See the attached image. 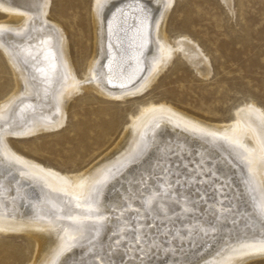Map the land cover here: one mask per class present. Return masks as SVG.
I'll return each mask as SVG.
<instances>
[{
  "label": "bare ground",
  "instance_id": "6f19581e",
  "mask_svg": "<svg viewBox=\"0 0 264 264\" xmlns=\"http://www.w3.org/2000/svg\"><path fill=\"white\" fill-rule=\"evenodd\" d=\"M219 1L233 20L232 0ZM172 2L91 0L90 44L77 64L51 0H0V233L26 237L27 264L264 258V109L250 99L219 123L145 104L80 172L31 160L7 142L59 129L84 92L122 100L144 91L179 60L210 76L209 52L171 36Z\"/></svg>",
  "mask_w": 264,
  "mask_h": 264
},
{
  "label": "rangeland",
  "instance_id": "374dc122",
  "mask_svg": "<svg viewBox=\"0 0 264 264\" xmlns=\"http://www.w3.org/2000/svg\"><path fill=\"white\" fill-rule=\"evenodd\" d=\"M90 2L51 0L49 7L51 19L65 34L71 61L77 64L90 44ZM231 9L233 20L219 0H173L167 13L166 26L174 39L188 38L211 55L207 78L179 60L159 72L144 91H127L122 100L84 92L69 101L59 129L9 135L7 142L31 160L80 172L104 154L145 104L165 103L213 123L231 119L242 100L264 109V0H232ZM5 82L0 67V88ZM30 253L22 233H0V264H27ZM249 264H264V258Z\"/></svg>",
  "mask_w": 264,
  "mask_h": 264
}]
</instances>
